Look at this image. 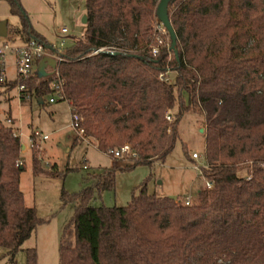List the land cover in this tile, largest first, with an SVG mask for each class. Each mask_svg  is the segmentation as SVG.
<instances>
[{
    "label": "trees",
    "instance_id": "trees-1",
    "mask_svg": "<svg viewBox=\"0 0 264 264\" xmlns=\"http://www.w3.org/2000/svg\"><path fill=\"white\" fill-rule=\"evenodd\" d=\"M8 1L25 39L36 37L51 50L20 0ZM84 1L85 30L49 75L0 82L10 89L23 81L22 98L27 92L41 103L60 92L82 114L90 142L113 158L110 167L88 174L86 187L63 190L74 212L61 234L58 264H264V0H169L175 48L163 45L155 56L158 0ZM108 45L128 51L91 53ZM167 67L171 79H159ZM188 110L204 119L202 174L211 187L199 188L188 205L149 193L145 182L125 205L91 203L114 189L118 168L163 160ZM125 143L137 154L114 156ZM21 146L0 118V247L11 259L43 221L20 187ZM32 149L35 174L61 173L56 164L44 170ZM26 264H37L34 247Z\"/></svg>",
    "mask_w": 264,
    "mask_h": 264
},
{
    "label": "rangeland",
    "instance_id": "rangeland-1",
    "mask_svg": "<svg viewBox=\"0 0 264 264\" xmlns=\"http://www.w3.org/2000/svg\"><path fill=\"white\" fill-rule=\"evenodd\" d=\"M20 2L32 27L42 32L52 47L64 50L85 30V23L82 21L85 14L84 0ZM1 20L7 21L8 32L5 36L0 35V44L7 41L11 45H17L25 41L20 17L10 11L8 0H0ZM7 73L9 77L14 74L12 53L7 54ZM16 94V88L0 93V116L3 117L8 110L16 113L23 141L28 142L31 126L48 134L49 137L42 140V148L36 140L40 165L48 170L56 162L61 173L55 176L45 172L35 174L32 169V147L31 151L27 149L22 154L25 163L20 175V187L25 203L34 206L43 221L21 244L13 259L5 247H0V264H26L27 248L30 247L36 250L37 264H58L61 234L74 212V203L63 201V190L71 193L86 187L91 183L88 174L110 167L113 158L84 140L78 139L74 143L75 132L71 127L67 100L56 97L55 101L49 102L50 94H46L43 103L34 96L21 103ZM204 127V119L200 113L184 111L178 124V138L163 160L151 164L138 163L129 169L118 168L115 171L114 189L105 190L91 203L125 205L131 199L132 191L143 182L149 193L173 196L181 200L189 196L192 202L195 201L198 189L205 185L200 170L193 167L194 164L204 166L206 162ZM42 149H45V156ZM193 152H197L198 157L193 158ZM73 160L75 163H72ZM117 162L125 164L126 160ZM84 163L87 168L83 167ZM70 166L73 168L68 169ZM239 173L244 174L245 168L240 169Z\"/></svg>",
    "mask_w": 264,
    "mask_h": 264
},
{
    "label": "built area",
    "instance_id": "built-area-1",
    "mask_svg": "<svg viewBox=\"0 0 264 264\" xmlns=\"http://www.w3.org/2000/svg\"><path fill=\"white\" fill-rule=\"evenodd\" d=\"M156 33L154 36V40L150 44V51L153 56L157 55L159 53L160 47L163 45H166L167 49L170 50V42L166 38L165 35L168 34L167 30L163 26L161 22L156 24ZM51 50H48L46 44L39 40L36 37H30L27 40H25L21 44L17 45H11L7 41H3L0 44V82H6L11 80L8 76L7 73V54L12 53L14 56V65H15V79L19 80H26L30 77H37V67H38V62L39 60L44 56V55H50L52 56L56 63L62 58L63 50L51 47ZM107 51L110 53H114L116 51H128V49H123L115 45H108V46H101L97 47L92 50L91 53H97L99 51ZM47 70H53L54 67L52 68L51 66H47ZM170 69L167 67L164 71H161L158 75L159 79L161 80H170ZM17 91L19 92V95L26 89L25 83L22 81L21 83H18L16 85ZM25 96H29V93H25ZM63 96L60 92H56L54 95L49 97V101H54L56 100V97H61ZM69 110H70V115H71V127L73 128L75 132V136L78 137L81 140H84L87 143H91L88 137L85 135L84 127L82 126L81 122L83 119L82 114L73 108L72 106L69 105ZM172 116V110L168 109L166 113V118L168 120H171ZM8 122H11V119H7ZM18 134V132H16ZM48 137V134L42 133L38 129H34L31 132L30 138H29V146L32 147L33 145H38L36 143V138H41L45 139ZM112 151V150H111ZM137 152L132 150V147L129 143H125L121 145L118 149H115L113 151V155L117 157H123V156H128V155H136ZM192 157H198L197 152L192 153ZM158 160H154V162H157ZM22 163L21 159H17V164ZM206 162L205 165L206 166ZM84 168H87V164H83ZM193 167L195 169L200 170V175L203 176L202 174V168L203 166H200L198 164H194ZM249 177V175H246ZM205 179V177L203 176ZM205 186L211 187L212 182L210 180L205 179ZM183 202L185 204H190L191 199L189 196L184 197Z\"/></svg>",
    "mask_w": 264,
    "mask_h": 264
},
{
    "label": "water",
    "instance_id": "water-1",
    "mask_svg": "<svg viewBox=\"0 0 264 264\" xmlns=\"http://www.w3.org/2000/svg\"><path fill=\"white\" fill-rule=\"evenodd\" d=\"M169 0H158L156 4V16L159 19V21L163 24L165 29L167 30L170 38V48H175V42H176V33L172 27V24L169 19L167 7H168ZM82 21L86 23L87 21V15L86 13L82 17ZM8 32V25L6 20L0 21V35L5 36ZM56 61L55 59L50 55H44L38 62L37 67V76L43 77L46 75H49L52 70H47V66H51L52 68L55 67ZM202 130V128H201ZM24 147L23 145L21 146Z\"/></svg>",
    "mask_w": 264,
    "mask_h": 264
},
{
    "label": "crops",
    "instance_id": "crops-1",
    "mask_svg": "<svg viewBox=\"0 0 264 264\" xmlns=\"http://www.w3.org/2000/svg\"><path fill=\"white\" fill-rule=\"evenodd\" d=\"M31 26H32V25H31ZM32 28H33L35 31L41 33V34L44 36V34H43L42 32H40L39 30L35 29L34 27H32ZM23 39L26 40L25 37H24V35H23ZM13 73H14L13 76H12V77H9L11 80L15 79L14 56H13ZM12 88H16V86H15V87H12ZM12 88H10V89H12ZM10 89H6L5 86H0V93L3 92V91H9ZM16 92H17V94H16L17 99H18V101L21 102V103H25V102L27 101V99L30 98V97L32 96V95H31V96L29 95V96H26L25 98H22V93H21V95H19V92L17 91V88H16ZM50 96H52V94H50L49 97H50ZM48 101H49V98H48ZM54 101H55V100H54ZM39 102H40V101H39ZM49 102H51V101H49ZM52 102H53V101H52ZM40 103H41V102H40ZM0 118L3 119L6 123L12 125V127L14 128V130H15L16 132H18V134H19V136H20V139H21V142H22V145L24 146L23 148L21 147V156H22V154H24V153L27 151V149H29V151H31V147H29V140H28V142L22 140L21 131H20V127H19V121H18V117H17L16 113H12L10 110H8V111L6 112V114H5L3 117L0 116ZM8 118L11 119V122H8V121H7ZM37 128H38V127H37ZM34 129H36V127L31 126V129H30V132H29V138H30V135H31L32 130H34ZM38 129H39V128H38ZM48 137H49V135H48ZM48 137H47V138H48ZM47 138H45V139H47ZM45 139L36 138V140H37L38 144L40 145V147L42 146V140H45ZM78 139H79V138H76V136H75V137H74V143L77 142ZM88 144H89V143H88ZM90 145L93 146V147H95V148H97L96 145L93 144V143H90ZM41 148H42V147H41ZM42 151H43V153H44V152H45V149H42ZM44 156H45V153H44ZM22 160H23V162L25 163V160L23 159V156H22ZM72 163H75V161L73 160ZM54 164L57 165L56 162H54Z\"/></svg>",
    "mask_w": 264,
    "mask_h": 264
}]
</instances>
